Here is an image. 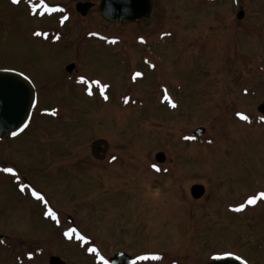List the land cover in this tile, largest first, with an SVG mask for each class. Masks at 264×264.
<instances>
[{"label": "rangeland", "instance_id": "1", "mask_svg": "<svg viewBox=\"0 0 264 264\" xmlns=\"http://www.w3.org/2000/svg\"><path fill=\"white\" fill-rule=\"evenodd\" d=\"M46 1L70 17L0 0V68L37 93L0 159L42 169L33 184L81 234L0 186V264H108L120 251L133 264H264V199L247 203L264 192V0H151L150 16L125 26L100 19V0ZM77 2L93 7L81 17ZM96 143L110 158L88 156ZM159 152L170 164L154 168Z\"/></svg>", "mask_w": 264, "mask_h": 264}, {"label": "water", "instance_id": "2", "mask_svg": "<svg viewBox=\"0 0 264 264\" xmlns=\"http://www.w3.org/2000/svg\"><path fill=\"white\" fill-rule=\"evenodd\" d=\"M93 7L91 3L78 2L76 11L85 16ZM151 0H100L98 12L101 18L108 23L130 24L138 23L151 14ZM243 12H238L237 19L243 18ZM72 66L70 67V69ZM35 104V92L33 86L23 75L12 71H0V139L9 138L24 130ZM257 112L264 117V102L257 107ZM203 129L194 131V135L201 136ZM159 154L156 160L162 161ZM204 194L201 185H193L190 195L193 199H200ZM110 264H130L131 258L119 253L109 259ZM47 264H65L58 257L51 256ZM208 264H245L232 257H213Z\"/></svg>", "mask_w": 264, "mask_h": 264}, {"label": "flooded vegetation", "instance_id": "3", "mask_svg": "<svg viewBox=\"0 0 264 264\" xmlns=\"http://www.w3.org/2000/svg\"><path fill=\"white\" fill-rule=\"evenodd\" d=\"M28 1L29 0H19L18 1V6L22 5V4L24 5V2H28ZM34 1H35L34 2L35 3V7L32 8L33 11H31V13L39 14V17H42V16L46 15L44 13H49V12H51V13L57 12L55 14H61L63 17H65L64 18L65 20H67L70 17L71 13L68 12V9L65 6H63V5H51V4L47 3L46 0H43V4L41 3V0H34ZM8 4L12 8H16V6H17V3H13V0H8ZM46 8L47 9H51V10L48 11V10H46ZM74 11L79 16H81L76 11L75 6H74ZM81 17H84V16H81ZM99 17H100V15H99ZM100 19H101V17H100ZM102 21H104V20H102ZM105 23H107V22H105ZM108 24H110V23H108ZM74 25H77V24L75 23ZM119 25L125 26L124 24H119ZM58 26L61 27V25H58ZM54 29H58V36H59V28H54ZM54 29H51V30H48V31H52ZM45 32H47V31H45ZM99 40L103 41V42L108 41V40H102V39H99ZM105 44H109V42H106ZM71 66H72V68L70 69ZM0 71H14V72H17L19 74H22L23 76H25L27 78V76L25 74H23L22 72L14 69V68L3 67V68H0ZM64 72L66 73V75H68L70 77L76 76V75H77V77L79 76L78 72L76 71V67H75V65H73V63L66 64L64 66ZM30 83L32 84L31 81H30ZM32 86H33L34 92H35V104H34L32 110H31V116L29 118V121L27 122V125H26L25 129L22 132H20L18 135L11 136L9 138L0 139V154H5L6 155L3 158L11 156L12 152L10 150H8V149H11V146H9V145H12V144L16 143V142H14V140H16V139H13V138L19 137L21 134H23L27 130L33 115L35 116L37 114V113H35L36 109H37L36 108V106H37V93H36V89H35L33 84H32ZM75 87H78V84L75 83ZM10 141H12L11 142L12 144L10 143ZM15 148L18 149L19 147L15 146ZM90 148H91V151L88 154V156H91L94 160L101 161V160L106 159L107 157L110 158V156H111L110 153H108L107 151L103 150L99 146V143L97 144V146H91ZM159 154H161L163 156L162 161L156 160V156H158ZM165 159H166V157H165L164 153H161V152L155 153L153 155L154 162H150V164L152 165V167L155 166L154 168L165 167V166L170 164V162H167ZM17 164L15 162L9 161L8 159H0V186L5 187V188L6 187L9 188L11 190V192L16 194L18 197L23 198L27 203H30V202L31 203L32 202L36 203L38 205V207H37L38 212H37V215H36L38 218H42V219H44V218L45 219L46 218L59 219V223H63V222L66 221L68 224H70V226H71L70 229H75L76 231L74 233H78V235H80L81 233L77 229L75 223L72 225L73 220H71L69 217H66L65 220H63V218H62V221H61L60 219H61L62 216L59 213H57L53 209V207L50 206V204L47 202V200H45V201H44V199L43 200H39L35 196L32 195L33 191H36V192H39L41 196H43V192H42L41 188L38 185L33 184V182H32V177L34 175L41 177L44 174L43 170L42 169L41 170H37L36 168L32 169L31 167H24L23 168V167H21L22 164H23L22 162H20L19 165H17ZM5 167L13 168L15 170V176H13L10 173H5L4 171H2V169L5 168ZM22 188H23V190H22ZM43 201H44V205L43 204L39 205ZM49 209H51L56 214L55 217H51V216L46 215V213H47V211ZM119 253H124V252L120 251V252H117V253L113 254L112 256H114L116 254H119ZM124 254H126V253H124ZM131 259H132L131 264H133L134 263V258L131 257ZM107 263H108V259H107Z\"/></svg>", "mask_w": 264, "mask_h": 264}, {"label": "snow or ice", "instance_id": "4", "mask_svg": "<svg viewBox=\"0 0 264 264\" xmlns=\"http://www.w3.org/2000/svg\"><path fill=\"white\" fill-rule=\"evenodd\" d=\"M17 2H18V0H13V3H17ZM41 3L43 4V0H41ZM46 10L50 11L51 9H47L46 8ZM140 75L141 74L139 72H137L135 74L136 77H138ZM133 78L135 79V77H133ZM81 79H83V78H81ZM104 98L107 99L108 97L105 96ZM172 106L176 107L175 104H173ZM241 116H242V119H244V120H248L249 119L247 116H244L242 114H241ZM261 120L264 121V117H261ZM13 135H15V133H13ZM113 159H115V157H113ZM156 170L159 171V169H156ZM2 171H4L5 173H10L13 176H15V170L13 168H11V167H5V168L2 169ZM22 190H23V188H22ZM32 195L35 196L39 200H43L44 199V197L41 196L39 192L33 191ZM258 199H264V192H261L259 194V197L253 196V197L249 198L247 203L250 204V205H253V204H255L257 202ZM243 208H244V205L242 204V205H240L239 208L236 209V211H241ZM46 215L51 216V217H55L56 214L51 209H49L47 211ZM75 231H76L75 229H71L70 230V232H72V233H74ZM65 235H69V233H65ZM80 239H84V237H80ZM89 251H93L94 252L95 249H90ZM101 259H103V257H101ZM153 259H160V257H158V256L157 257H153ZM237 259H240V258L237 257ZM105 264H106V262H105Z\"/></svg>", "mask_w": 264, "mask_h": 264}]
</instances>
